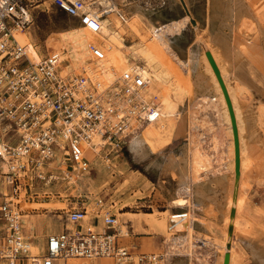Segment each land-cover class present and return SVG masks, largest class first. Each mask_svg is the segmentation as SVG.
I'll use <instances>...</instances> for the list:
<instances>
[{"label": "built area", "instance_id": "2783aa9c", "mask_svg": "<svg viewBox=\"0 0 264 264\" xmlns=\"http://www.w3.org/2000/svg\"><path fill=\"white\" fill-rule=\"evenodd\" d=\"M43 7L55 8L94 33L110 14L122 23L127 19L120 0H0V186L4 187L0 192V262L35 264L36 258L40 264H70L75 258H110L114 264H168L166 252L134 255L119 244L125 236L120 234L116 215L105 210L103 198L96 199L91 217L84 205L69 207L64 231L47 237L42 255L30 253L20 200L35 187L46 189L71 180L74 173L89 172V150L124 149L137 130L128 131L129 115L143 124L160 117L153 107L130 100L136 92L133 88L145 84L138 76L132 87L120 91L130 110L113 125L108 116L113 108L103 107L84 78L59 74V53L33 60L16 34L27 31L35 12ZM89 50L95 59H104L102 48L90 45ZM188 209L169 215V231L187 218Z\"/></svg>", "mask_w": 264, "mask_h": 264}, {"label": "bare ground", "instance_id": "6f19581e", "mask_svg": "<svg viewBox=\"0 0 264 264\" xmlns=\"http://www.w3.org/2000/svg\"><path fill=\"white\" fill-rule=\"evenodd\" d=\"M125 1L126 0H120L121 6H124L123 8L127 7V5L130 6L131 4V2H125ZM180 1L184 8V11L186 12V15L190 19L191 14L187 9L189 1L188 0H180ZM135 9L137 10V7H135L134 10ZM206 9H207L206 20L208 24V33H207L208 36L206 40L203 38L201 39L198 36L199 40L197 41H200V47L202 48L198 53L199 55L195 54L196 56H194V61H195L194 66H197L198 68L202 69L201 71L203 73V77L205 76V79H207L206 81H204L202 78V80L206 82L205 84H207V85L204 84L205 86L202 87L206 88L205 92L207 91L206 93L209 96L211 95V99L208 98V101L205 100L207 103H202L205 105L204 109H201L199 106L197 110H194L195 109L194 108L191 114L188 112V114H190V116H188L189 117L188 124L190 125L189 128H191V131H188L189 132L188 139H191V141H193L194 136L192 135L193 133L192 128H194V132H197V135L199 136L200 140L205 138V134H203V132H199L200 130L199 128L204 125L206 126V122L210 123V125H207L210 128V131L212 130L213 132V130H215L216 134L218 129H220L222 126L223 128L225 127V129L227 130L226 132L230 139V150L228 152L230 153L231 158L229 162L230 164L228 166L230 170L229 171L230 177L228 182L229 187L227 186L228 197L225 203V217L223 224L225 225L224 226L225 230L227 228L229 229V227L231 226L232 233L230 234L228 231V236L227 234L225 235L226 236L225 247L221 251V254L218 256L216 264H224V259L226 254H229V264H234L235 256H234L233 237H235L237 234L236 231L238 229L239 218L241 216L240 205L242 204L241 202L243 200L242 187L245 181L246 165H248V163L251 162V156L249 154L245 142L246 119H244V115L240 106V101L237 96L238 93L237 91H239L238 89L240 87L239 81L243 79L244 82H241L242 83L241 85L249 83V86L251 84V86L253 87H258L257 83L260 82L261 84H263V86L261 85L260 86L261 88H257V89L259 92L264 90V38L261 37L262 38L261 39L259 37V35H261L260 32L257 37H252L251 36L252 34H247L244 37H242V35L244 34L242 31L243 29H246V25H247V20H246L247 18L245 19V16L248 15L257 19L256 13L249 5L248 0H207ZM115 18L118 17H116L113 14L104 17L103 20L101 21V30L97 33L88 30L87 28L83 27L80 24L75 27H71L68 30L59 32V34H57V38L55 40L53 39L54 41L52 42L51 45L52 47H46V48L49 51H51L49 54L59 53L61 62L58 65V72L62 77H66L70 75L79 78L81 77L84 78L85 84L88 87H90L92 91H94V96L99 95V98L101 99L100 102L102 103L103 107L107 110L113 108L112 112L108 115L113 125L115 122L118 123L122 118H124V116H126L127 112L130 110V106L128 104L126 105L124 99L122 98L123 96L119 95L120 91L126 86L132 87L133 81L135 80L136 76H138L140 81L145 83L143 87L141 86L138 87L137 89L133 88V93L135 90L136 92L134 94V97L130 98V100L135 101L139 106H148L154 108V105L157 102H160L159 104L162 105L156 104L160 109V110L157 109V112L160 113V117L156 120L149 121L146 125H143L141 121L137 120L136 116L129 115L126 120L128 131H134V129H137L135 134L131 136L132 138L128 147L132 150L134 157L136 159L142 160L146 158L150 152H157L160 151L159 149L165 148V146L169 145L176 136L181 134V130H180L181 124H176L174 121L175 117L179 118L180 113L179 112L172 113L171 111L167 110V108L163 105L164 102H161L158 99L160 97L159 92L161 91V89H164V93L161 95L160 98H164V96L166 95L168 96L170 91L175 89L184 91L186 92L185 93L186 95H189L191 92L189 86L190 84L184 85L181 82V78L183 74L181 76L180 74L185 70L181 71L182 64L179 62L178 63L180 67L177 68L174 67L177 64L175 65V62H173L174 60L172 61L173 62L172 64L171 58L176 54L167 46L168 45L167 43H165V45H162L163 43L162 44L156 43V44H151L150 46L149 44L151 43L150 41L149 43L147 42L146 44L142 41L139 46H136L135 44L137 43H135L134 45L136 47L126 46L125 38H124L125 36H123L120 29L124 28V31L128 32V34L130 33L138 37V39L139 38L141 39L140 30L143 31V24L142 21L139 19V17L132 15L130 18L126 19L125 23H122L119 20V18L117 20ZM253 18L250 20L251 21L254 20ZM244 31L247 32L249 30L247 29ZM24 33H26V31L22 33L21 32L17 33L16 39L20 44L26 47V51L28 52L29 56L33 60H37L38 58L34 57L32 51L31 50L29 51L28 49L30 45H28V47L25 45L24 38L26 37V34ZM91 44L100 48L102 47L103 51L105 48H107V51H109L111 49H108V47H113L110 53L108 52L107 54H105L104 57L105 65H103V67H100V65L103 63V60H97L92 56L89 50V46ZM54 49L56 50L60 49V50L52 51ZM124 49H127L129 51L130 56H127V54H125V52L123 51ZM206 52H209L211 54L213 61L219 70L220 77L227 90L232 105V110L234 113L235 123L238 132L239 159H240V167H239L240 173L237 182L235 179V149L233 142L234 137H233V126L231 121V115L229 112V108L222 87L213 70V67L211 66L206 56ZM174 58L175 57H173L172 59ZM140 62L142 63L143 66L139 65ZM93 64L94 65L96 64L95 65L96 68L98 67L97 68L98 73H96L97 71L96 69H95L96 71L94 70L95 67H93L94 66ZM190 71L191 70L186 68L187 74L191 73ZM201 71H199L198 73H200ZM200 77H202V75H200ZM111 78L112 80L114 79L113 83L116 86H113L112 90L109 89V91L110 90L111 91L106 93L105 97L103 98V94H102L103 91L102 93L101 92L99 93L97 87L100 84L101 85L103 84V86H105L107 83H110L109 81L111 80ZM118 79H121L123 81L122 82L123 84H121L120 86L118 85L119 83ZM95 83L98 84L97 87L94 86ZM108 87L110 86L107 84L106 88ZM201 91L202 90H200V92ZM190 103L192 105V100ZM202 106L203 105H201V107ZM154 110L156 111L155 108ZM190 132L192 133L190 134ZM187 146L186 149L184 148L183 150L186 151V154L185 152L182 154L186 155V157L188 156L189 163H186L187 159L183 155L175 158L173 155L170 154L169 157L165 159V164L163 168L171 169V170L177 169L179 171V173H177L179 174L178 177L179 190L185 192V188H187L189 190V193H191L190 190L192 186L194 189L198 190L199 184H196L195 181L198 177L199 172L202 171L204 167H208L207 166L208 163L206 156H204L203 154V151L201 150V148L196 146L194 142H190L188 148ZM93 151H95L96 154L89 150L86 153V157L88 158V156H91L93 154L94 156L91 159H94L100 153L98 147L93 149ZM90 161H92L93 163V161L95 162V159ZM97 163L98 162H95L94 165H97ZM187 164L189 170L188 172L186 170ZM2 167L4 170L7 169L5 163L2 164ZM75 174L81 176V173L79 172ZM203 191L202 193L204 194ZM24 203L25 204L21 209H25L26 211L40 209V207L42 208L48 207L44 205L41 206L37 203L33 204V203H27L25 201ZM21 205L22 204L20 200V206ZM60 208L61 207H58L57 209ZM232 209L235 210V214L233 217L229 215ZM127 214L129 215V213H117L118 217L116 216L117 219L119 218L120 234L125 237L128 236V230L126 225L124 224L127 221H129V220L126 221L125 218ZM190 224H191L190 237H192L195 241L198 240L199 242H203L202 238H200L199 236L196 237L194 234L195 232L194 221L193 222L191 221ZM172 250L173 247H171L169 250H165V252L169 255V258L171 257L170 255L174 253ZM30 253L32 255H40L35 245L30 246ZM160 253H163V251H161ZM75 259H79V258H75ZM71 260H69V263L73 264ZM34 263H36V260H34Z\"/></svg>", "mask_w": 264, "mask_h": 264}, {"label": "rangeland", "instance_id": "374dc122", "mask_svg": "<svg viewBox=\"0 0 264 264\" xmlns=\"http://www.w3.org/2000/svg\"><path fill=\"white\" fill-rule=\"evenodd\" d=\"M188 1L189 2L187 9L191 14L190 16L192 17V18L190 17V19L186 15V12L184 11V8L180 0L179 1L178 0H126L125 2H131L130 6L127 5V7H125L126 9L124 8V13L127 15V18H130L132 15H135L136 17H139V19L142 21L143 24V31L140 30L141 39L140 38L138 39V37L130 33L128 34V32L124 31V28L120 29L123 36H125L124 38H125L126 46L136 47L139 46L142 41L145 44L147 42L149 43L150 41L151 42L149 43L150 46L151 44H156V43L157 44L163 43L162 45H165V42L163 41H165V39L170 40L171 38V40L176 39L175 41L177 42L178 46L182 47L189 40H191L193 36L197 35L198 33H200V35L198 34L199 38L201 39L203 38L206 40L208 36L207 35L208 24L206 20L207 0H188ZM248 3L251 6V8L255 11L257 19L248 15H247L248 17L245 16V19L247 18L246 19L247 25H246V29H243L242 31L244 33L242 37H244L247 34H252L251 35L252 37H257L260 32L261 35H259V37L264 38L263 37L264 36L263 33L264 32V0H248ZM134 6L137 7V10L136 9L134 10L135 8ZM252 18L254 20L251 21L250 19ZM115 19L117 20L118 18ZM255 20L258 21L256 22ZM77 25H79V23H75L74 19L68 17L67 15L56 9L50 8L47 10L45 9L44 11L37 10L34 15L33 25L26 31V33H24L26 34V37L24 38L25 45L27 47L28 45H30L28 49L29 51L30 50L32 51V54L37 55L38 50L36 47H39L38 48L40 50L39 52L41 54H44L46 52V47H52L51 46L52 42L57 38V34H59V32L68 30L69 28L75 27ZM155 28H158V30ZM247 29L249 31L247 32L244 31ZM148 34L150 35V37ZM199 38L196 36L195 45L196 47H199L201 49L202 47H200V41H197L199 40ZM169 45H170V41H168L167 46L169 47ZM108 49L112 50L113 47H108ZM59 50L60 49L57 50L54 49L52 51H59ZM111 50L107 51V48H105L104 52L105 54H107L108 52L110 53ZM123 51L125 52V54H127V56H130V53L127 49H124ZM102 60L103 63L100 65V67H103V65H105L104 59ZM95 65L93 67H95ZM97 68L96 67L94 68V70L95 69L97 70V71L95 70L96 73H98ZM112 78L109 81L110 83H107L110 86L108 88H106L107 84L105 86H103V84L102 85L100 84L99 86L96 83H95L96 85L94 84L95 87L98 86L97 88L99 93L100 92L102 93L103 91L102 93L103 98L105 97L106 93L112 90L113 86H116L113 83L114 79L112 80ZM118 80H119L118 83L119 86L123 84L122 83L123 81L121 79ZM243 80L239 81L240 87L238 89L239 91H237L238 92L237 96L240 101V106L244 115V119H246L245 142L249 154L251 156V162H249L248 165H246V170L249 171L251 170L256 172L258 171L257 168L259 167V164L258 167L256 168L254 166L257 165L258 160L261 157L264 159V99H263L264 90L260 92L258 91L257 88H261L260 87L261 85L263 86V84H261L260 82L257 83L258 87H253L251 86V84L249 86V83H247L246 81L245 82L247 84H243L244 85L243 86L241 85L242 84L241 82H244ZM247 85L249 89L247 88ZM109 89L111 90L109 91ZM159 95L161 97V94ZM160 97L158 99L161 102H163L164 98H160ZM159 103L160 102H157L154 105L156 111L157 109H159V107L157 106L159 105ZM207 128L209 127L207 126ZM221 128H220L221 130L218 129L219 133L217 131L216 134L215 130H213V133L215 135L219 134L220 138L221 135L224 133V135H227V137L229 138L225 127L223 128L222 126ZM206 131L209 132L210 128L206 129ZM210 132H212V130ZM183 135L184 134L176 136L171 144H169L163 149H159L160 151L158 152H150L147 155V157L142 160L136 159L134 157L132 150L128 147L129 143L121 151L114 150L110 153H106V152L104 153L100 151L99 155H97L95 158V162H98L97 165H95L96 170L94 169L87 173L86 172L81 173V176H78L77 174L74 173L71 180L60 181L57 184L52 183L48 185L46 189H41L40 187L39 188L35 187L34 189H32L29 195H26V199L21 200V204H22L21 208H23V205L25 204L24 201L33 204L37 203L41 206L44 205L48 207L46 208L40 207L39 210L34 209L32 211L30 210L26 211L25 209H23L25 211L24 215L27 214L28 216L31 215L34 216V219L36 220V226L38 227L39 231H42L41 235L42 234L44 235L45 232H47L46 231L47 229H51L52 231H54L56 229L60 230L61 228H63V226L65 227L66 222H65L64 213L69 207H77L80 205H84L85 207H87L90 213L89 216L91 217L92 211L95 208L94 203L98 198H103L105 210L113 214H117L118 212H130L133 214L134 213L140 214V215H128V218H134L135 221L136 219L139 220L141 217H143L141 213L153 212L154 215L157 216L160 215L158 213L159 211H164V210H168V211L165 214H162V216L168 218L171 211L180 208L174 207V205L171 203L174 200V197L176 196L178 183L176 179L172 177L173 175L170 174L171 169L163 168L165 164V159L169 157L170 154L171 155L181 154L184 148L186 149V144L190 142H194V144L201 149L205 148L203 146V142L199 141V136L196 133L195 135L194 133H192V135L194 136L193 141H189L186 140L184 137H180ZM203 154L204 156H206L204 152ZM228 155H229L228 158H231L230 153ZM56 156L58 157V160L62 158V154L59 151L57 152ZM93 156L94 155L92 154L89 159L93 160L91 159ZM95 162L93 161V163H91L90 166H93ZM262 166L263 169L262 168L259 169L260 171L262 170L263 172V175H261L263 179L260 190L264 200V161L262 163ZM203 169L202 171H205V169L204 170ZM202 171L199 172L198 178ZM261 176H259V178H261ZM259 181L260 180H258V183ZM194 200L195 199L193 193H191L190 202H192L193 204ZM241 203L242 204L240 205L241 207L240 211L243 209L245 205V196L243 197ZM180 205L185 206L183 203H179L177 206ZM58 207L61 208L57 209ZM188 207L189 209L190 207L194 209L192 205L191 206L188 205ZM198 214L197 211L194 212V217L195 218L199 217ZM262 215L264 216V212L262 213ZM26 219L30 221L26 223L27 224L26 227H29L30 223L33 224V220L31 218H26ZM188 219L189 218L183 220L184 224L180 227L182 231L186 233H187L186 227L189 224ZM134 223L135 222L124 223L128 230V236L123 237L122 239H128L132 237L133 234L135 236L138 235L140 228L137 229L134 226ZM197 223L199 222L198 221L194 222L195 229L199 230L198 229L199 227H197L196 225ZM236 232H237L236 236L233 237L234 256H235V243L237 242L239 236L246 235L247 237L248 235L251 236L253 234L252 238H254V240L256 241L255 246L253 247L254 256L258 257L259 259L257 264L259 263L264 264V250H262L264 249V219L263 221H259V224H257V226L255 227L253 226L252 222L250 223L247 219L243 218L241 212V216L239 218V226ZM225 234H227L228 236V228ZM188 235L189 234L187 233L186 237H188ZM196 235L199 234L196 233ZM159 240L160 239H158L159 242L158 244L160 246L161 241ZM37 246H38L37 247L38 250L41 251L42 250L41 246L40 245ZM153 252L160 253L161 250L159 251L157 249L154 250ZM72 261L73 260H71V262ZM83 261L88 262V260L85 259ZM0 264L2 263L0 262Z\"/></svg>", "mask_w": 264, "mask_h": 264}, {"label": "crops", "instance_id": "0c3cea01", "mask_svg": "<svg viewBox=\"0 0 264 264\" xmlns=\"http://www.w3.org/2000/svg\"><path fill=\"white\" fill-rule=\"evenodd\" d=\"M50 8H47V9H50ZM52 9H55V8H52ZM44 10L45 8L43 7L41 11H44ZM74 22L78 23L76 19H74ZM155 29L158 30V28H155ZM198 34L200 35V33ZM198 34L193 36L191 40H189L182 47L178 46L177 42L175 41L176 39L171 40L170 38V40L165 39L166 41H164L167 44H168V41H170L169 48L172 51H174L176 54L175 56H173L175 57L174 59H172L173 57L171 58V62L174 60L173 62H175V65L176 64L177 65L176 66L173 65V66L176 68L180 67L179 63L182 64L181 71L182 70H185V71H183L184 73L181 72L180 74V76L183 74L181 78V82L184 85L190 84L189 86H190L191 92L189 95H186L185 94L186 92L184 91L176 90V89L172 90L170 91L168 96L167 95L164 96L165 100L163 101L164 102L163 105L167 108V110L171 111L172 113H175V112L180 113L179 118L175 117L174 121L176 124H181L180 125V130H181L180 135L182 134L184 135L180 137H184L186 140H189V141H191V139H188V134H189L188 131H191V128H189L190 125L188 124L189 123L188 116H190L194 108H195L194 110H197L200 106L201 109H204L205 105L202 103H207L206 101H208V98L211 99V95L209 96L206 93L207 91L205 92L206 88L202 87V86L207 85L205 84L206 82H204L207 79H205V76L203 77V73L201 71L202 69L198 68L197 66H194L195 64L194 56H196L195 54L199 55L198 53L200 51V48L196 47L195 45V38L196 36L197 37L199 36ZM36 48L39 52L40 51L38 49L39 47H36ZM38 52H37V55L33 54V56L38 59H41L50 53V51L47 48L44 54H41L40 52L39 53ZM193 67L195 69L197 68L196 69L197 71ZM186 68L191 70L190 71L191 73L187 74ZM199 71H201L200 72L201 74L198 73ZM200 75H202V77H200ZM202 78L204 81L202 80ZM200 90L202 91L200 92ZM159 93L162 95L164 93V89H161ZM191 100H192V105L190 103ZM159 105H162V104H159ZM201 105H203L202 106L203 108L201 107ZM188 112L190 114H188ZM147 123H144V124L142 123V124L146 125ZM207 125H210V123L206 122V126L204 125L199 128L200 129L199 132H203V134H205V138L201 140L199 139V141L203 142V146L205 147L201 150L206 155L207 163H208L206 164L208 167L205 168V171L201 172V174L199 175V178L197 177L195 181L196 184H199L198 190L194 189L193 186L191 187L190 192L193 193V196L196 195L194 197L195 200L192 204V202H190L191 193H189V190L185 188V192H182L181 190H179V186H178L176 190L177 194L175 197L173 196L174 200L171 202L174 205V207H178L180 209L188 207V205L190 206L192 205L194 207V211L192 210V207L188 209L189 217L187 215V218H189L188 219L189 224L186 227L187 233L189 234L188 237H186L187 233L182 231V229L180 228L184 224V221L183 222L181 221L178 224V226L175 228V230L169 231L168 229L169 219L162 216V214H165L168 210L159 211L158 213L160 215H157V216L154 215L153 212L141 213L143 217H141L139 220L136 219V221L134 218H128V214H127L126 215L127 217L125 216L126 221L129 220L127 222H132V223L135 222L134 226L137 229L140 228V231L137 236L133 234L132 237L128 239H120L119 244L127 247L132 254L136 255L140 252H153L154 250H157V249L159 251L161 250L165 252V250H169L171 247H173L172 251L174 252L173 253L174 255L169 258L168 264H216L218 256L221 254V251L225 247V237L226 236L224 235H226L225 233L227 231V229L225 230V227H224L225 225L223 223H224V217H225V203L228 197V193H227L228 192L227 190L229 187L228 182H229V177H230V174H229L230 170L228 168V164H230L229 163L230 158H228L229 156L228 151L230 148L229 147L230 139L226 135H224V133L222 134L220 138L219 135L217 136L213 132H210V131L207 132L206 131ZM192 131L193 133L197 134V132H194V128H192ZM191 133L192 132H190V134ZM212 137H215V138H212ZM131 138H129V143L131 141ZM187 145L189 146V143H187L186 146ZM184 152L186 154V151H183L182 153ZM182 153L178 155H173V156L177 158L183 155L187 159L186 163H189L188 156L186 157V155ZM89 157L90 156H88V158ZM263 161L264 159L261 157L258 160L257 165L254 166L256 168L258 167V164H259V167L257 168L258 172L257 171L254 172L251 170L249 172V170H246L245 181L242 187V195L243 197L245 196V205L243 209L241 210L242 216L243 218L247 219L250 223L252 222L253 226L255 227L257 226V224H259V221H263L264 219V216L262 215V213L264 212V200H263V196L260 190V187L262 185V179H263L261 175H263V172L262 170L261 171L259 170L263 167L262 166ZM91 163L92 161H90V164ZM90 167H91L90 171L94 169L96 170L95 165L90 166ZM186 167H187L186 170L188 172L189 171L188 164ZM172 170H170V174L173 175L172 177H174L178 183L179 174L177 173H179V171L177 169L173 171ZM259 176H261V178H259ZM226 177L228 180L226 179ZM258 180H260L259 183H258ZM3 190H4V187L0 186V192ZM202 191L204 192V194L202 193ZM182 193H183V196H182ZM179 203H183L185 206H182V205L177 206ZM180 209L173 210L170 212V214ZM35 210H39V209H35ZM196 211H197V214L199 213L198 214L199 217L197 218L194 217V212ZM118 213H129V215H140V214H135V213L133 214L130 212H118ZM115 215L117 216V214ZM27 216L28 215L25 214L24 233L30 239V243H31L30 246L35 245L36 248L38 247L37 245L41 246L42 252L39 251L37 248L39 254L41 255L44 253L47 237L49 235L58 234L64 231L65 227L63 226V228H61L60 230L56 229L54 231H52L51 229H47L46 230L47 232H45L44 235L43 234L41 235L42 231H39L38 227L36 226V220L34 219V216L33 215L28 216V217ZM26 218H31L33 220V224L30 223L29 227H26L27 226L26 223L30 222ZM191 221L199 222L196 224L197 227H199L198 228L199 230L195 229V236L196 237L199 236L200 238H202L203 242H199L198 240L195 241L192 237H190ZM194 228H195V224H194ZM196 233L199 235H196ZM252 235L251 236L248 235L247 237L246 235L239 236L237 242L235 243L234 264H257L258 263L259 259L258 257L254 256V249H253L256 241L254 240V238H252ZM157 236H160V237H157ZM158 239H160L159 241H161L160 246L158 244L159 243ZM35 260H36L35 264H40L38 259L35 258ZM83 260L84 259H80V258L73 259L72 263L73 264H114V262L111 261L110 258H97V259H93L90 261L88 260V262H85Z\"/></svg>", "mask_w": 264, "mask_h": 264}, {"label": "water", "instance_id": "95a60500", "mask_svg": "<svg viewBox=\"0 0 264 264\" xmlns=\"http://www.w3.org/2000/svg\"><path fill=\"white\" fill-rule=\"evenodd\" d=\"M206 56L211 64V66L213 67V70L219 80V83L222 87V90H223V93H224V96H225V99H226V102H227V105H228V108H229V112H230V115H231V121H232V126H233V137H234V149H235V179H236V182L238 181V177H239V173H240V159H239V140H238V132H237V127H236V123H235V118H234V113H233V110H232V105H231V102H230V99H229V96H228V93H227V90L225 88V85L220 77V73H219V70L218 68L216 67L214 61H213V58L211 56V54L209 52H206ZM235 214V210L232 209L231 212H230V216L233 217ZM229 233L231 234L232 233V227L230 226L229 229H228ZM224 264H229V254H226L225 255V259H224Z\"/></svg>", "mask_w": 264, "mask_h": 264}]
</instances>
